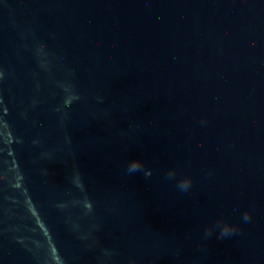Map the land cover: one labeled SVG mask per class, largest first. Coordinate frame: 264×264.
Here are the masks:
<instances>
[{
	"label": "clouds",
	"instance_id": "clouds-1",
	"mask_svg": "<svg viewBox=\"0 0 264 264\" xmlns=\"http://www.w3.org/2000/svg\"><path fill=\"white\" fill-rule=\"evenodd\" d=\"M140 168H141V161H139V160H133V161H131L130 164H129L128 171H129V172H134V171H136V170H138V169H140ZM150 174H151V173H146V175H150ZM190 184H191V180H190V178H185V179H182V180L180 181V183H179V187H180L181 189L186 190V189L189 188ZM250 219H251L250 213H247V212H246V213L244 214V220H245V221H248V220H250ZM234 231H235V228H234L233 226L227 224V225H225V226L222 228L220 235H221V237H224V236H226V235H228V234H230V233H232V232H234ZM209 232H210V230H209Z\"/></svg>",
	"mask_w": 264,
	"mask_h": 264
}]
</instances>
